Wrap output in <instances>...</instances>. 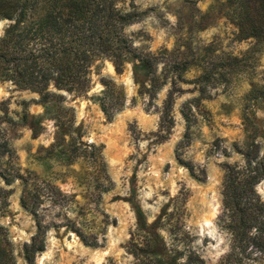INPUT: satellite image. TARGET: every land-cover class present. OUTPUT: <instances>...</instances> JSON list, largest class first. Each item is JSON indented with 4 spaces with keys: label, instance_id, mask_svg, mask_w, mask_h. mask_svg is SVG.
Returning <instances> with one entry per match:
<instances>
[{
    "label": "rangeland",
    "instance_id": "374dc122",
    "mask_svg": "<svg viewBox=\"0 0 264 264\" xmlns=\"http://www.w3.org/2000/svg\"><path fill=\"white\" fill-rule=\"evenodd\" d=\"M223 1L125 0L141 12L125 32L155 55L157 88H141L132 63L118 73L103 59L87 94L62 91L63 107L53 106L36 136L20 116L44 113L40 95L0 82V127L12 149L4 158L22 175L1 180L11 192L0 224L16 254L37 230L21 205L28 179L41 190L45 226L35 264H139L131 242L159 218L163 248H191L202 264H221L229 247L217 223L224 166L243 164L238 147L251 142L264 155V41L239 39ZM8 22L0 20V35ZM107 85L124 95L121 107H106L111 116L101 107ZM257 191L264 199V182Z\"/></svg>",
    "mask_w": 264,
    "mask_h": 264
},
{
    "label": "trees",
    "instance_id": "16d2710c",
    "mask_svg": "<svg viewBox=\"0 0 264 264\" xmlns=\"http://www.w3.org/2000/svg\"><path fill=\"white\" fill-rule=\"evenodd\" d=\"M124 1L0 0V20L9 21L0 35V82L10 81L17 89L40 95L44 113L35 115L26 110L20 116L33 136L44 128L43 118L54 105L63 107L59 103L62 91L75 97L87 94L96 63L103 59H109L118 73L126 63H132L133 78L141 88L147 81L150 89L157 88L155 55L139 50L125 32L126 26L136 21L141 12L127 9ZM221 5L223 14L236 26L239 39L264 41V0H224ZM103 93L101 107L111 116L106 107H121L124 95L108 85ZM69 128L70 125L61 126L57 137L61 138ZM258 146L251 142L245 148L238 147L244 163L224 166L217 223L226 231L229 247L221 264H264V199L257 191V185L264 182V155L259 156ZM11 155L9 141L0 127V216L8 212L11 192L1 185V180L8 184L22 176L11 167L10 160H5ZM40 198L41 190L25 179L21 205L36 218L37 230L16 254L7 226L0 224V264H18L16 255L22 258V264H35L36 254L44 249L45 241V226L38 212ZM159 226L160 218L150 226L154 231H146L141 239L132 240L131 252L139 264L204 262L191 248L182 251L176 247L163 248L157 233ZM181 238L175 233V239Z\"/></svg>",
    "mask_w": 264,
    "mask_h": 264
}]
</instances>
